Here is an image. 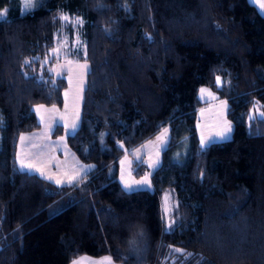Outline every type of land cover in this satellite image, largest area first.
Here are the masks:
<instances>
[{
	"label": "trees",
	"instance_id": "obj_1",
	"mask_svg": "<svg viewBox=\"0 0 264 264\" xmlns=\"http://www.w3.org/2000/svg\"><path fill=\"white\" fill-rule=\"evenodd\" d=\"M0 13V264H69L80 254L120 264H264V115L249 117L256 103L264 113V14L255 3L38 0L23 11L20 0H0ZM62 58L89 63L66 141L93 165L58 185L19 171L18 150L20 135L41 127L34 105L63 102L67 81L53 71ZM201 86L227 101L233 123L230 137L203 149ZM167 124L153 188L125 191L118 159Z\"/></svg>",
	"mask_w": 264,
	"mask_h": 264
},
{
	"label": "rangeland",
	"instance_id": "obj_2",
	"mask_svg": "<svg viewBox=\"0 0 264 264\" xmlns=\"http://www.w3.org/2000/svg\"><path fill=\"white\" fill-rule=\"evenodd\" d=\"M257 4H260V0H255ZM38 0H32L34 6L37 4ZM21 9L23 11L30 10L32 7H25V0H20ZM80 42V39L77 37L76 45ZM58 45H60L58 43ZM59 53L60 47L57 48ZM85 64H82V63ZM86 65L87 67L83 68L82 66ZM89 67V63L87 61H80L71 58H62L60 60H56L53 65V71L55 74L68 71L69 73V88L67 90V96L71 92L72 100L68 106H72L73 104H77L75 109H70L69 107L64 108L61 105H45V104H36L34 105V109L36 106L43 105L44 108L40 110V114L45 116V121L42 123L39 129H35L30 132L24 133V137L26 138L23 142L21 141L22 151L25 155L23 159L24 163L26 164H33L31 162H27L29 158H27L31 152L32 147H39V151L41 154L46 158L47 163H52L57 166L58 169L60 167H65L68 164L67 157H69L71 149L66 141V135L68 134V130L66 125L76 121L79 124L80 120V112H81V104L83 98V90L85 86L82 88H77L76 83L78 81L77 75L83 78V82L86 84L87 78V70ZM74 72H76L74 74ZM220 81L221 78L219 77ZM83 84V83H82ZM201 89H205L203 93ZM82 90V91H81ZM199 97L205 103L199 107L197 110V132L201 144V136L205 137L208 141H215V140H223L216 136L215 134L221 131L226 125L231 126V132L228 134L230 137L233 129V123L228 118L227 115V107L228 103L225 99H219L218 93L213 90L209 86H201L199 90ZM80 104V106H79ZM79 106V108H77ZM55 107L56 111H46L51 110ZM37 113V112H36ZM263 110L260 108L258 103L255 104V108L251 109L249 112V117L258 114L261 115ZM40 114L37 113L38 119L40 120ZM49 117L59 120L60 130L56 132L55 129L57 127L56 124L53 123V119H49ZM63 123V125L61 124ZM64 126V127H63ZM163 129H168L166 136L164 137V143L162 144L160 141L157 140V136L163 131ZM63 137V140H61ZM170 137V125L162 126L155 134L146 138L145 140L138 143L134 149L130 152H125L120 156L117 163L118 168V178L121 184L124 186V183L127 182L129 184H133L135 181H140L147 177L150 181L148 186H139L134 185V188H153V183L151 180V172L152 170L158 166L161 161V150L167 145L168 140ZM188 138L184 137L178 143L177 148L173 152V158L177 161H182L188 149ZM210 143V142H209ZM208 144V143H207ZM42 148V149H41ZM44 149V150H43ZM69 149V150H68ZM71 151V150H70ZM58 154L55 157V154ZM72 153V152H71ZM62 154V155H60ZM155 163L154 167H150V164ZM61 164V165H60ZM91 166L93 164H90ZM41 166V167H40ZM37 168L42 170L44 174H51V170L47 165H38ZM123 177V179H122ZM59 178V177H56ZM171 194L169 191H166L162 194L161 202L163 212L168 214L170 210V203H173L172 198H170ZM167 208V211L165 209ZM167 223V220H166ZM80 257H87L90 261H100L105 257H110L109 255H101V256H92L89 254H80L73 258L69 264L75 259ZM111 258V257H110ZM111 264H120L119 262L113 260L111 258Z\"/></svg>",
	"mask_w": 264,
	"mask_h": 264
},
{
	"label": "snow or ice",
	"instance_id": "obj_3",
	"mask_svg": "<svg viewBox=\"0 0 264 264\" xmlns=\"http://www.w3.org/2000/svg\"><path fill=\"white\" fill-rule=\"evenodd\" d=\"M25 7H34V4L32 3V0H25ZM259 7L261 9H264V2H261L259 4ZM3 13H0V18H2ZM62 19H64L65 21L68 20V17H62ZM77 24L82 23L81 20H79V18H77V20L75 21ZM58 49H53V52H57ZM27 63V62H26ZM82 67H87L86 65H83ZM51 71V70H49ZM216 83L219 84L220 83V79L219 77L216 78ZM204 91H206L205 89H201V92L203 93ZM65 95L67 96V93H65ZM44 106L43 105H39L36 106L35 111L40 114V110L43 109ZM46 111H56L55 107H53V109L51 110H46ZM261 115H264V113H261ZM49 119H53L51 117H49ZM40 121L43 123L45 121V116L43 114H40ZM3 121L2 119H0V124H2ZM53 123L56 125H59L60 121L59 120H55L53 119ZM77 122L73 121L70 125H66V128L68 130L69 134H73L75 129L77 128ZM168 132V129H163V131L160 133V135L157 136V140L160 141L162 144L164 143V137L166 136ZM231 132V126L230 125H226L221 131L217 132L215 135L223 138V139H227L228 138V134ZM26 138L21 135L20 136V140L23 142ZM61 140H63V137H61ZM211 141H208L205 139V137L201 136V148L203 149L204 147L207 146V143H209ZM19 159V157H18ZM155 163L150 164V167H154ZM19 171L24 172V171H28V172H32V171H39L41 176H44V173L42 171H40L39 169H37L35 167V165L33 164H26L24 163L23 159H19ZM79 173H76L74 175L68 176L67 180L65 181L64 179L60 178V179H55V183L56 184H63V183H69L72 184L74 183L77 178L79 177ZM44 178L52 180L53 177L52 176H44ZM123 179V177H122ZM150 184V181L147 179V177H145L144 179L140 180V181H135L133 184H129L127 182L124 183V190L125 191H131L134 188V185H139V186H148ZM165 211H167V208L165 209ZM179 251V250H177ZM71 264H111V258L110 257H105L100 261H90L87 257H80L78 259H75L71 262Z\"/></svg>",
	"mask_w": 264,
	"mask_h": 264
},
{
	"label": "crops",
	"instance_id": "obj_4",
	"mask_svg": "<svg viewBox=\"0 0 264 264\" xmlns=\"http://www.w3.org/2000/svg\"><path fill=\"white\" fill-rule=\"evenodd\" d=\"M251 1L253 3H255L257 5V7L261 10V12L264 14V9H261L259 7V4H257V2L255 0H251ZM261 2H264V0H260V3ZM80 61H84V60H80ZM78 62H79V60H78ZM80 63H82V62H80ZM82 64H85V63H82ZM88 69H89V67H88ZM75 73L76 72H74V74ZM56 75H63L66 78V81H67V86L63 90V102H62L61 106L64 107V108L69 107L70 109H75L77 104H73L72 106H68V104H70V102L72 100L71 92L69 93L68 96L65 95V93L67 92V90L69 88V83H70L69 82V73H68V71H62V72L57 73ZM77 78H78V81L76 83L77 88H79V89L82 88L83 89V87L85 86V83L83 82V78L79 77V75H77ZM79 106H80V104H79ZM79 106L77 108H79ZM61 124L63 125V123H61ZM70 124L71 123H69V125ZM27 132H30V131H27ZM24 133H26V132H23L21 135H23ZM134 148H132V149H134ZM38 149H39L38 146L35 147V148H34V146L32 147V152H31L30 156L27 155L28 156L27 158H29L27 162L33 163V165H35L36 168H37L38 165H44V166L47 165L52 172H51L50 175L44 174V176H52L53 177L52 180H54V181H55V179H60V178H62V179H64L66 181L68 176H71V175H74L76 173H79L80 175H79V177L76 180V181H78L83 176H85L87 174V172L91 168V165L89 163L81 161L71 149H70L71 151L68 149L70 154H71V155H69V157H67L68 164L65 165L63 170H62V167H60V169H58L55 164L47 163L46 162V158L41 154V152ZM132 149H130L127 152H130ZM53 154H55V157L58 155L56 153H53ZM60 155H62V154H60ZM18 157H19V159H22V158L25 157V155H24V153L22 151V146H21V140L20 139H19ZM37 169H39V168H37ZM40 171H42V170H40ZM37 172H39V171H37ZM56 177H59V178H56ZM63 184H68V183L65 182Z\"/></svg>",
	"mask_w": 264,
	"mask_h": 264
}]
</instances>
